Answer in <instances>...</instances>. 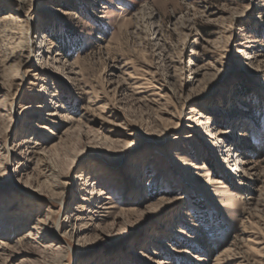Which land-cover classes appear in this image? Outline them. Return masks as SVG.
Listing matches in <instances>:
<instances>
[{
    "label": "rangeland",
    "instance_id": "rangeland-1",
    "mask_svg": "<svg viewBox=\"0 0 264 264\" xmlns=\"http://www.w3.org/2000/svg\"><path fill=\"white\" fill-rule=\"evenodd\" d=\"M3 15L0 264H264V0ZM94 184L109 207L93 214Z\"/></svg>",
    "mask_w": 264,
    "mask_h": 264
},
{
    "label": "bare ground",
    "instance_id": "bare-ground-1",
    "mask_svg": "<svg viewBox=\"0 0 264 264\" xmlns=\"http://www.w3.org/2000/svg\"><path fill=\"white\" fill-rule=\"evenodd\" d=\"M2 18H0V21L1 22H7V16L6 15H3V16H1ZM40 53H41V56L42 55H44L45 53H48L49 54V51H44V50H42V46L40 47ZM41 107V106H40ZM42 108H46V106H42ZM222 134H229L228 132H223V131H219L218 132V135H222ZM244 161H242L241 159L239 160V163L240 164H242ZM246 163V162H245ZM239 168H237V167H234V168H232L231 169V171L232 172H238V169H240V167L241 166H238ZM90 186H92V184H90ZM92 191H93V196H94V198L93 199H95V201L94 202H92V203H94L93 204V208L91 207L90 208V213H93L94 214V212H97V210L96 211H94V207L96 208V209H108V207L109 206H107L108 205V202H105L104 200H106V199H109V196H107V193H105L104 192V190L103 189H101V188H99V187H97L96 186V184H94L93 185V188H92ZM46 212H45V215L42 217H39L38 219H37V221H36V223H35V225L34 226H32V228H31V230L32 231H36V230H41V229H49L50 228V226H47L48 225V223H47V219H49L50 218V215L52 214V213H55V212H53V209H52V207L50 206V205H48L47 206V208H46V210H45ZM22 214V213H21ZM64 215H67V217L65 218V220H64V218L61 220V222H59V223H57L56 222V219L54 220L56 223L54 224L55 225V227L54 228H52L51 227V229H53L54 230V234H55V236H56V240L57 241H59V242H61V243H65L67 246H69L70 247V244H69V242L66 240V232H64V228L66 227V225H67V223H68V220H70L71 219V216L72 215H70L69 213H64ZM75 220V219H74ZM70 222V221H69ZM73 227H74V225H73ZM76 230H77V228H76ZM75 230V232H77L76 233V235L78 234V235H80V234H82V232H83V229H79V230H77L76 231ZM78 239H79V236H78ZM27 240L28 241H33V240H37L36 239V237H35V234L33 233H30L29 234V236H27ZM62 247V246H61ZM60 247V248H61ZM64 247V246H63ZM221 261V260H220ZM88 264H94V263H88ZM240 264H242V263H240Z\"/></svg>",
    "mask_w": 264,
    "mask_h": 264
}]
</instances>
